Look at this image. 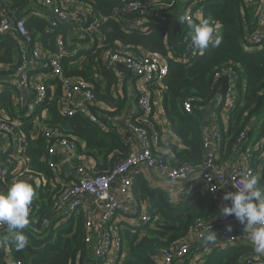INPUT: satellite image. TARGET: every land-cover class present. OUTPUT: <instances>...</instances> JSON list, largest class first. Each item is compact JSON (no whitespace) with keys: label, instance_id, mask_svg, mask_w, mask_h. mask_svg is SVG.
Instances as JSON below:
<instances>
[{"label":"trees","instance_id":"1","mask_svg":"<svg viewBox=\"0 0 264 264\" xmlns=\"http://www.w3.org/2000/svg\"><path fill=\"white\" fill-rule=\"evenodd\" d=\"M74 1L89 8L95 16L101 17L96 29L99 37L90 36L86 30L89 20L68 24L72 30L80 32V42L87 47H78L75 44L77 37L66 41L62 26L67 24L51 29L48 20L31 13L36 9V0H0V18L4 14H16L18 17L29 14L24 20V26L32 39L40 43L45 56L57 52L56 38L61 36L65 43V53L59 56L62 75L89 82L96 100L110 105L111 109L107 113L113 117L123 113L127 100L120 93H111L118 80L101 63L100 53L108 49H144L166 57L167 72L161 84H152L150 89L153 92L156 88H162L160 105L169 130L179 139L180 147L168 144L163 138L159 141V148H168L171 156L163 155L159 148L152 147L155 157L173 167L197 165L201 162L205 112H208L219 88L223 90L226 83L224 77L215 80L213 75L226 65L234 66L237 72L239 92L236 105L225 120L219 114L220 111H217L216 121L221 134L218 148L222 158L225 159L235 152L238 147L235 141L242 131L246 130L240 143L243 148L252 145L264 135V46L257 52H250L244 45L245 28H252L254 25L253 12L245 8L244 0H209L200 4L202 16H194L193 21L199 24L198 19L208 20L213 27L219 24V32L215 37L219 39V44L210 43L203 53L186 65L177 64L167 58L170 52L182 51L180 41L186 32L187 24L182 18L183 5L179 0ZM135 1H140L143 10H149L152 14L144 18L145 30L142 31L126 30L125 25L116 20V16L122 14L123 6ZM137 13H128L127 18L132 21ZM20 55V46L16 40L0 36V64L7 65V75L16 71L21 61ZM126 76L131 75L125 73L124 77ZM50 81L45 82L46 100L33 114L41 115L44 109L46 115L40 117V120L45 128H57L69 138H75L78 150L96 162L92 164L93 174L108 172L127 156L128 148L121 137L113 129L102 130L82 114L62 115L57 108L61 95L60 82L58 79ZM51 84H54L53 88H49ZM15 94L18 95V90L9 84L0 90V111L14 115ZM186 97L196 99L191 114L182 109V101ZM150 119L152 123L148 126L149 134L154 131L161 135L156 129V123ZM20 130L26 136L27 146L23 153L30 159L31 174L45 176L46 182L36 188L34 179L26 180L35 192L30 206V223L23 230L29 243L23 251H17L11 242L15 233L10 230L0 231V264H7L4 251L25 264H94L95 262L88 260L91 253L84 243L85 229L81 212L72 213L61 224L53 221L42 228L43 221L50 219L49 216L55 208V199L65 189L66 181L75 179L74 167L79 161L74 160L72 167L68 168L70 174L65 178L66 181L57 183L46 164L47 143L41 130L35 129L33 117L26 118L21 123ZM7 155L8 152H0V159L5 161ZM253 156L257 163L262 162L257 187L264 190V161L260 160V149L254 150ZM255 166L256 164L253 168L256 170ZM16 180H21V177L15 179L7 171L3 179L5 190ZM130 195L138 207H143L157 220L154 224L138 225L111 220V223H117L115 227L124 245L125 257L121 264H155L154 255L158 249L168 248L173 241L187 237L197 218H209L218 213L213 201L201 192L199 186L189 188L183 202L173 203L167 199L163 190L151 186L143 176H138L131 186ZM251 254L252 244L247 241L214 252L207 257L204 264H242V260Z\"/></svg>","mask_w":264,"mask_h":264},{"label":"built area","instance_id":"2","mask_svg":"<svg viewBox=\"0 0 264 264\" xmlns=\"http://www.w3.org/2000/svg\"><path fill=\"white\" fill-rule=\"evenodd\" d=\"M43 7L48 8L52 17L49 20L50 28H57L61 24H79L89 20L86 30L90 36L99 37L97 26L101 17L95 16L89 8L72 0V6L64 4L62 0H38ZM183 5V19L186 32L180 45V53L170 52L167 58L178 64H190L195 57L204 50L197 49L192 44V29L187 21L191 20L196 12L201 11L200 4L209 0H179ZM214 1V0H210ZM245 8L252 10L254 25L245 28L244 45L250 52H257L264 46V0H244ZM137 11L138 15L132 21L127 18L128 13ZM151 11L143 10L140 1L123 6L122 14L116 20L125 25L126 30H145L143 21L151 16ZM24 17L12 18L4 14L0 18V36L12 38L17 41L21 51V61L16 71L7 76L9 80H0V90L9 84L18 90L19 95L13 100L17 107L14 115L10 116L0 111V152H8L5 161L0 159V191H6L3 186L4 175L9 171L15 179H34L36 188L46 182L45 176H33L29 168L30 159L23 153L26 146V136L21 133L20 125L28 117H33L35 129L43 133L47 143L46 164L50 168L53 178L57 183H64L70 174L68 168L72 167L74 160L79 163L74 167L75 179L66 181L65 189L56 197L55 208L50 214V219H45L42 228L55 221L61 224L72 213L81 212L84 220V243L90 250L94 264H121L125 257L124 245L116 229L115 221H127L132 225L154 224L156 217L143 208L138 207L130 199V190L134 180L148 170L158 181H163L166 186L161 190L167 199L173 203H181L188 195L189 188L199 186L203 194L213 201L218 213L209 218H197L185 238L173 241L168 248L158 249L154 255L155 264H204L207 257L214 252L232 248L244 242H250V230L241 225L234 216L223 217L219 213L220 207L225 203L223 194L226 191H235L232 184L240 180L256 177L260 171L261 163H257L253 151L260 149V160L264 161V135L252 145L240 147L246 130L239 134L235 141L238 146L233 154L223 159L219 150L221 139L220 128L216 121L217 111L225 120L237 102L239 82L237 72L232 65H226L217 70L213 77H224L226 83L221 93L216 94L217 101L208 109V116L202 131V160L197 165H182L173 167L160 158L155 157L152 147L159 148V141L163 139L157 132L149 134L148 126L151 119L155 123V107L160 104L162 88L151 92L152 84H161L167 72L166 57L144 49L138 50H104L100 53L102 64L122 81L124 74H130L134 79V93L136 106L129 114L121 113L118 116L104 115L100 117L94 113L93 108L100 105L93 93L91 84L77 77H65L59 56L65 53V43L61 36H57V52L48 54L42 50L39 42L32 39L24 26ZM198 22L201 20L198 19ZM198 25V24H196ZM219 32V24L214 25V39ZM87 47V45H86ZM46 60V61H44ZM7 69L6 64H0V73ZM32 74L39 77L38 81H31ZM6 79V78H5ZM58 79L60 82V98L57 102L58 111L62 115L72 116L82 114L87 119L97 124L102 130L116 129L121 139L128 148L127 156L116 163L111 170L102 174H93L92 163L88 157L78 150L76 139L69 138L57 128H45L41 115L33 114L47 98L46 81ZM3 85V86H2ZM51 84L49 88H53ZM218 95V96H217ZM195 97H186L182 101V109L191 114ZM111 109V108H109ZM42 112L45 113L43 109ZM119 121L124 124V129L118 127ZM110 124V126H108ZM256 164V170L253 165ZM148 179V178H147ZM150 184V183H149ZM31 207L29 215L31 214ZM129 220V221H128ZM232 225V231L226 230V224ZM28 226L25 228L27 229ZM9 230L0 224V231ZM215 232L217 238L214 243H208L202 234ZM2 244L0 238V245ZM242 260V264H264V256L254 252ZM4 260L7 264H25L14 259L8 251H4Z\"/></svg>","mask_w":264,"mask_h":264},{"label":"clouds","instance_id":"3","mask_svg":"<svg viewBox=\"0 0 264 264\" xmlns=\"http://www.w3.org/2000/svg\"><path fill=\"white\" fill-rule=\"evenodd\" d=\"M192 29V44L199 50L206 49L210 43L219 44L214 39V27L208 20H202L198 25L187 21ZM255 176L240 180L232 186L235 191H226L223 200L230 202L219 209L223 217L234 216L244 227L250 230L254 252L264 256V190L257 187ZM35 192L32 185L24 180L14 181L6 191H0V224H4L15 234L11 242L17 251H23L28 246V239L23 230L29 225V212ZM226 230L231 232L232 225L226 224ZM208 243H214L215 232L202 234Z\"/></svg>","mask_w":264,"mask_h":264},{"label":"crops","instance_id":"4","mask_svg":"<svg viewBox=\"0 0 264 264\" xmlns=\"http://www.w3.org/2000/svg\"><path fill=\"white\" fill-rule=\"evenodd\" d=\"M62 1H63L64 4H69V5L72 6V0H62ZM36 2H37L36 9L34 11H32L31 13L37 15L40 18L48 20V22H49L50 18L52 17L51 11L48 8L43 7L38 0H36ZM196 15H197V17L202 16V9H201V11L196 12ZM11 16H12V18L18 17L16 14L11 15ZM28 16H29V14H25V15L20 16V17H24L25 20H26L28 18ZM69 26L70 25H68V24H67V26H62V30L64 32L63 34H65L64 37L67 39L66 41L69 42V41L73 40L72 37H77V40H76L77 43L75 42V44L78 47H81V46H85L86 47V44H83V43L80 42V38H81L80 32H78L77 30H72ZM7 76L8 75L6 74V71H3L2 74L0 73V80H9L10 81L11 79H7ZM38 79H39L38 76H36L35 74H32L31 81L36 82V81H38ZM133 86H134V79L126 76V77L123 78L122 81H118L117 82L116 87H113L111 89V93L114 94V95H117L118 93H120V94H122V96H126L127 103H126V107H125V109L123 111V113L126 114V115L129 114L134 109V107L136 106V97H135L134 87ZM18 95H19V93H18ZM14 97L16 98L17 95L15 94L13 96V98ZM216 101H217V98L215 97V100L210 104V107L213 106ZM99 102H100V105L93 108L94 113H96L100 117H102L104 115H108L107 111L110 110L109 109L110 105H108L107 103L102 102V101H99ZM15 103L16 102H13V104H15ZM16 107H17V105H14L13 109H15ZM42 113H43V115L45 117L46 114L44 112H42ZM205 113L206 114H205L204 118H205V123H206L208 113L207 112H205ZM154 114H155V119L157 120V121H155V123L157 125L156 129L161 133L162 137L166 139L168 144H170L172 146H176L177 145V146L180 147L179 139L177 137H175L169 130L167 119H166V117H165V115H164V113L162 111V108H161L160 104L155 107ZM123 124L124 123L122 121H119L118 127L121 128V129H124V125ZM108 126H110V124ZM224 126H226V125H224ZM113 130L115 131V133L119 137H121V135H120L118 130H116V129H113ZM159 150L163 151V152H161V154L163 153V155L171 156V152H170V150L168 148L161 149V147H160ZM89 160L91 161L92 164H96L94 159L89 158ZM259 175H260V171L257 172L256 178ZM142 176L144 178H146V179L148 178L147 181L153 187H157V188H160V189L162 188L163 189L166 186L165 182L158 181L153 176V174H151V172H149L148 170H144V174ZM130 199H132V197H130Z\"/></svg>","mask_w":264,"mask_h":264},{"label":"water","instance_id":"5","mask_svg":"<svg viewBox=\"0 0 264 264\" xmlns=\"http://www.w3.org/2000/svg\"><path fill=\"white\" fill-rule=\"evenodd\" d=\"M221 93V90H218V94H220ZM218 96V95H217Z\"/></svg>","mask_w":264,"mask_h":264},{"label":"rangeland","instance_id":"6","mask_svg":"<svg viewBox=\"0 0 264 264\" xmlns=\"http://www.w3.org/2000/svg\"><path fill=\"white\" fill-rule=\"evenodd\" d=\"M263 48V46H261V48L260 49H262ZM117 222V221H116ZM114 224H117V223H114Z\"/></svg>","mask_w":264,"mask_h":264}]
</instances>
